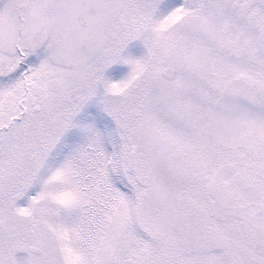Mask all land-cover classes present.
<instances>
[{"label":"snow or ice","instance_id":"snow-or-ice-1","mask_svg":"<svg viewBox=\"0 0 264 264\" xmlns=\"http://www.w3.org/2000/svg\"><path fill=\"white\" fill-rule=\"evenodd\" d=\"M0 264H264V0H0Z\"/></svg>","mask_w":264,"mask_h":264}]
</instances>
